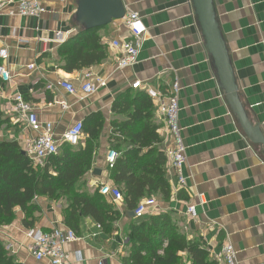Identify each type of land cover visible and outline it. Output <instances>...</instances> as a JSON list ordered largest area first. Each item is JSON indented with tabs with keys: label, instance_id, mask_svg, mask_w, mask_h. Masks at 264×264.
<instances>
[{
	"label": "crops",
	"instance_id": "0c3cea01",
	"mask_svg": "<svg viewBox=\"0 0 264 264\" xmlns=\"http://www.w3.org/2000/svg\"><path fill=\"white\" fill-rule=\"evenodd\" d=\"M41 1L47 12L39 17L10 15L9 7L0 13V47L9 53L0 61L12 75L9 82H0V110L8 121L0 130V138L18 140L23 147V140L36 134L14 109L13 98L19 92L32 103L40 121L54 125L58 139L75 122L88 126L91 114L102 113L103 131L92 139V168L77 181L74 190L89 196L100 194L120 212L110 230L99 227L90 216L82 217L76 231L80 239L65 247L67 264H126L124 258L131 252V225L161 214L167 215L188 240L200 243L218 264H224L221 250L228 242L235 246L238 264H264V146L248 138L228 102L193 1L122 0L126 12H138L145 27L138 62L124 69L117 67L120 51L113 42L131 36V31L122 19L114 20L96 31L105 46V58L73 72L61 68L64 60L58 49L80 32L74 19L78 0ZM213 4L241 102L250 121L264 134V0H213ZM58 31L68 33L64 42L55 40ZM31 63L35 69H29ZM88 71L106 83L89 96L82 91ZM176 79L181 87L179 121L187 145L183 169L186 184H178L165 154L171 195L164 198L155 192L141 198H155L157 207L154 213L138 218L124 199L115 202L100 192L103 183L117 187L106 161L107 152L116 149L120 153L130 147L128 134L144 126L145 122L131 120L135 111L145 109L143 93L151 101L148 121L162 139L156 146L165 153L172 138L165 132L158 101L132 84L141 81L169 94ZM63 80L74 84V95L60 85ZM127 123L123 134L118 129ZM88 140L84 126L80 144L61 143L59 152L83 150ZM72 195L59 200L38 198L33 227H69L63 210ZM191 204L196 206L195 218L188 214ZM24 219L25 212L17 207L13 222L0 224V239L19 262L51 264L33 257ZM179 255V264H191L187 252Z\"/></svg>",
	"mask_w": 264,
	"mask_h": 264
},
{
	"label": "trees",
	"instance_id": "16d2710c",
	"mask_svg": "<svg viewBox=\"0 0 264 264\" xmlns=\"http://www.w3.org/2000/svg\"><path fill=\"white\" fill-rule=\"evenodd\" d=\"M97 30H80L59 47V55L64 60L61 68L73 72L105 58L106 49L96 35ZM140 96L145 109L135 111L131 120L145 124L139 131L128 134L131 146L121 151L113 167H110L111 177L131 210L136 209L141 198L151 193L159 192L164 198L171 195L165 169L167 159L165 153L156 146L162 139L156 126L148 121L151 101L143 93ZM6 122L0 110V130ZM87 122L89 125L84 126L89 140L85 149L73 151L67 148L50 156L44 165L35 163L24 153L18 140L0 138V224L12 223L16 208L20 207L25 212L24 224L31 228L37 220L35 212L39 211L38 198L59 200L72 193L67 198L68 206L63 210L67 226L77 231L80 219L90 216L101 227L111 229L112 224L120 218V212L114 209V204L107 202L100 194L89 196L77 194L74 190L77 181L92 168V139L103 131L105 119L102 113H93ZM128 125L123 124L118 130L124 134ZM129 242L131 252L124 258L126 264H179L180 252H187L191 264H218L200 243L188 240L164 214L133 223ZM0 264L25 263L19 262L0 239Z\"/></svg>",
	"mask_w": 264,
	"mask_h": 264
},
{
	"label": "built area",
	"instance_id": "2783aa9c",
	"mask_svg": "<svg viewBox=\"0 0 264 264\" xmlns=\"http://www.w3.org/2000/svg\"><path fill=\"white\" fill-rule=\"evenodd\" d=\"M10 8V15H21L26 17H39L47 12L46 6L41 0H0V13ZM125 27L131 31V36L117 39L113 45L120 51L117 60V67L124 69L135 65L138 62L139 54L145 41V27L138 12H126L122 19ZM68 33L58 31L56 34L57 42H64ZM8 49L0 47V59L7 58ZM35 64L28 65L29 69H35ZM12 78L11 72L5 65L0 64V82H9ZM105 81L94 77L92 71L85 73V81L82 84V91L87 96L94 94L98 89L105 86ZM60 85L70 94L77 92L72 82L63 80ZM133 88H143L145 93L152 99L158 101V112L162 115L166 122V134L172 138V145L165 150L169 165L176 173L178 184L183 186L186 184L184 176V165L187 160V145L184 140L183 131L179 121V92L180 84L176 79L171 86L169 94H165L162 90L143 85L141 81L132 84ZM14 109L18 113L19 118L29 129L36 132L34 136L23 140V149L35 163L44 165L47 159L59 152L61 143H67L72 146L80 144L84 135V124L82 121L75 122L62 135L61 139L57 138L54 125L50 122H42L31 102L27 101L22 93H16L14 98ZM120 153L116 149H109L106 161L109 167H113ZM100 192L109 196L115 202L122 201L124 195L122 191L116 187L103 183ZM157 201L153 197L145 198L137 205L134 214L138 218H145L149 214L155 212ZM188 214L190 217H197L196 206L191 204L188 206ZM100 227V225H98ZM27 236L32 240L30 247L33 257L39 262L48 260L51 264H67L65 247L67 244L80 239V235L70 227H53L50 230H43L38 227L29 228ZM224 264H238L237 251L235 246L228 242L225 243L221 250ZM99 264H104L100 261Z\"/></svg>",
	"mask_w": 264,
	"mask_h": 264
},
{
	"label": "water",
	"instance_id": "95a60500",
	"mask_svg": "<svg viewBox=\"0 0 264 264\" xmlns=\"http://www.w3.org/2000/svg\"><path fill=\"white\" fill-rule=\"evenodd\" d=\"M192 1L207 49L213 57L228 102L248 138L254 144L264 146V134L261 128L250 121L241 102L228 50L216 19L213 0ZM125 15L126 8L122 0H78L74 19L80 30L91 31L104 28L114 20L123 19Z\"/></svg>",
	"mask_w": 264,
	"mask_h": 264
},
{
	"label": "rangeland",
	"instance_id": "374dc122",
	"mask_svg": "<svg viewBox=\"0 0 264 264\" xmlns=\"http://www.w3.org/2000/svg\"><path fill=\"white\" fill-rule=\"evenodd\" d=\"M7 126V128H11L12 126H10V125H6ZM1 138H4V137H1Z\"/></svg>",
	"mask_w": 264,
	"mask_h": 264
}]
</instances>
